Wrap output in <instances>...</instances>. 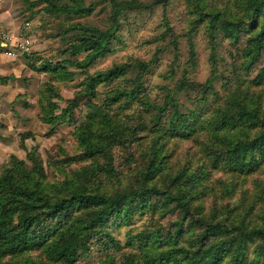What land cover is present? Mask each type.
Instances as JSON below:
<instances>
[{
    "label": "trees",
    "instance_id": "obj_1",
    "mask_svg": "<svg viewBox=\"0 0 264 264\" xmlns=\"http://www.w3.org/2000/svg\"><path fill=\"white\" fill-rule=\"evenodd\" d=\"M185 2L190 26L206 35L210 73L198 83L182 71L161 102L149 99L143 79L155 58L89 68L112 51L122 14L167 0H108L104 30L60 21L56 35L65 41L60 53L67 58L27 57L30 70L54 82L82 75L63 107L51 100L60 97L50 82L39 103L40 119L50 128L55 121L73 126L78 153L62 161L86 164L58 181L47 179L34 152L27 153L29 164L9 156L0 166V264H18L2 260L29 251H39L40 259L26 264H78L92 241L105 253L131 249L121 264H264V0ZM38 3L47 15L67 20L93 11L84 0ZM220 42L228 46L226 75L216 68ZM7 78L0 76V83ZM99 86L109 88L97 102ZM187 141L190 147L181 150ZM127 145L136 154H127L122 174L112 152ZM145 214L150 222L128 230L124 244L112 237L110 228L128 227ZM101 264H115L113 256L106 253Z\"/></svg>",
    "mask_w": 264,
    "mask_h": 264
},
{
    "label": "rangeland",
    "instance_id": "obj_2",
    "mask_svg": "<svg viewBox=\"0 0 264 264\" xmlns=\"http://www.w3.org/2000/svg\"><path fill=\"white\" fill-rule=\"evenodd\" d=\"M139 1L147 3L150 0ZM88 3L93 4V11L88 16L67 20L63 16L55 17L44 13L38 0H13L12 13L15 20L13 35L18 39L27 37L29 47L26 51L10 48L13 58L7 61L8 68L3 73V76L8 78L4 83H0V96H2L0 99V137H5V140L9 142V154L2 165L8 161L9 156L24 159L29 164L26 160L27 153L34 152V155L42 162L47 179L58 181L65 173L68 174L86 164L81 161L67 163L62 161L78 153L73 137V126L55 121L50 128L40 119L39 103L40 92L46 88L45 82H50L60 97V99L52 98L51 100L55 101L59 107H63L76 91L75 84L82 78V75L77 72L70 82H54L43 73L30 70L26 59L33 53L40 56L42 60L55 61L66 57L60 53L65 47V41L61 38V34L56 35L60 21L79 22L101 30L106 29L110 24L111 11L108 0L104 2L84 0L85 5ZM190 17L186 10L185 0H167L164 5L157 4L150 9L125 12L120 16L115 32L117 39L111 43L112 51L97 60L89 71L105 69L113 64L135 59L148 62L155 58L151 64L152 72L145 75L143 79L149 99L158 102L162 101L165 88H174L182 71L186 72L187 79L202 83L210 73L209 48L205 33L198 26L196 28L190 26ZM189 39H191L195 53L193 64L188 59ZM173 40L176 41L175 47L171 42ZM227 47L224 42H220L216 49L218 59L216 68L221 75L229 73L226 66L230 63ZM174 51H176L175 59ZM262 58L264 61V54ZM173 59L174 71H169ZM213 84L219 95H222L220 79L216 78ZM108 88V86H99L95 101L100 102L102 93ZM138 108L135 106L134 109ZM58 112L59 110L56 109L55 113ZM25 134L30 135L24 137ZM190 145L188 141L181 143L180 149H188ZM128 147L130 146L116 147L112 152L114 168L122 174L128 171V165L125 162L127 154H136L134 145ZM214 175L222 179L228 177L219 173ZM215 192L213 199L217 196L218 190ZM210 199L207 201L209 202ZM150 220L151 217L148 214L137 216L128 227L110 228L111 235L115 240L124 244L128 230L132 233L136 232ZM160 223L166 226L169 220L164 219ZM130 250L129 248H121L118 251L109 249L106 253L113 256L115 264H121L123 255ZM106 253L102 246L92 241L88 250L78 257L76 263L101 264ZM39 259V251H29L20 256L5 257L2 262L15 261L18 264H26L31 260Z\"/></svg>",
    "mask_w": 264,
    "mask_h": 264
},
{
    "label": "crops",
    "instance_id": "obj_3",
    "mask_svg": "<svg viewBox=\"0 0 264 264\" xmlns=\"http://www.w3.org/2000/svg\"><path fill=\"white\" fill-rule=\"evenodd\" d=\"M12 2L13 0H0V46L2 45V35L10 34L13 35V30H15V20L12 13ZM0 50V76H3V73L8 68L6 63L8 60L13 58L12 56H7L3 54ZM2 99V96H0ZM9 152V142L5 140V137H0V165L6 161Z\"/></svg>",
    "mask_w": 264,
    "mask_h": 264
},
{
    "label": "built area",
    "instance_id": "obj_4",
    "mask_svg": "<svg viewBox=\"0 0 264 264\" xmlns=\"http://www.w3.org/2000/svg\"><path fill=\"white\" fill-rule=\"evenodd\" d=\"M27 25V23H25ZM3 38L0 46L1 52L7 56H12L13 52L10 48L18 49L19 51H26L29 47V39L25 38H15L14 35L4 34L2 35Z\"/></svg>",
    "mask_w": 264,
    "mask_h": 264
}]
</instances>
